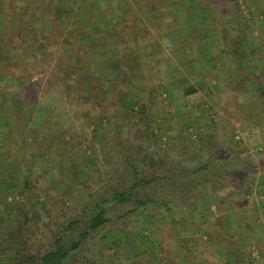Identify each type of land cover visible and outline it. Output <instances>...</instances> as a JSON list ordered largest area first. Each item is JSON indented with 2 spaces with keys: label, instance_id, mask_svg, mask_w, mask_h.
<instances>
[{
  "label": "rangeland",
  "instance_id": "1",
  "mask_svg": "<svg viewBox=\"0 0 264 264\" xmlns=\"http://www.w3.org/2000/svg\"><path fill=\"white\" fill-rule=\"evenodd\" d=\"M173 1L3 2L0 40L11 42L0 55V215L7 209L11 219L0 223V244L8 256L14 240L7 233L20 228L25 251L43 253L68 220L88 216L111 188L132 183L130 162L150 179L208 161L209 168L172 180L176 188L159 181L144 190L160 200L190 190L186 200L169 203L167 216L150 205L110 221L69 264H156L160 253L174 261L178 241L180 258L189 260L194 247L205 262L226 261L230 252L209 244V236L230 234L263 264L264 113L254 105L256 84L243 91L234 83L249 71L264 80V0H202L206 10ZM186 10L187 24L203 25L187 39L176 27ZM181 48L188 59L179 62ZM235 49L246 58L232 57ZM145 120L155 141L136 135ZM144 154L163 164L150 166ZM228 167L236 177L211 174ZM231 206L238 220L228 212L217 226ZM129 208L110 205L106 215Z\"/></svg>",
  "mask_w": 264,
  "mask_h": 264
},
{
  "label": "trees",
  "instance_id": "2",
  "mask_svg": "<svg viewBox=\"0 0 264 264\" xmlns=\"http://www.w3.org/2000/svg\"><path fill=\"white\" fill-rule=\"evenodd\" d=\"M4 1L5 0H0L1 9L5 6V4H3ZM203 1L202 0H187L188 3L185 4L184 6L186 7L188 6L189 9L191 8L193 9L194 7L195 8L199 7L200 10H204V9L206 10L208 6L202 5ZM233 1L235 4H238V0H233ZM58 6H59V10L67 9L65 6H62L61 3ZM92 26H94L96 29V26L98 27L99 25L98 23H93ZM202 26L203 25H200L198 22L196 23V20H195V30H198ZM2 28H3V24H2ZM0 31H1L0 36L1 35L4 36L5 35L4 29H1ZM10 42L11 41L7 37H6V40L3 39V42L0 40V55L2 51L5 50V48L9 45ZM230 55L234 57L235 59H237L238 61H242L246 58L243 51L238 50V49L231 51ZM249 72L251 73L250 77L252 78L241 77L243 79L236 81L234 83V87H236L239 90L241 88L243 89V91H245L248 83H253V84L255 83L256 90L253 93V98H254L253 100L255 102L254 105L255 107L258 108L259 112L262 114L264 113V80L259 75L254 76L253 75L254 73L252 71H249ZM78 88L81 91H83V89H81L82 86L79 83H78ZM86 89H88V87ZM189 90H190V93L194 92L193 89L191 88ZM143 110H144V107L141 106L140 107L141 114H143L144 112ZM143 117L144 115L142 116V118ZM144 122L146 126H144L143 124L144 126L143 129H141L140 124H138L139 127L136 131V135L138 136V138L145 137L147 141L148 140L155 141L157 135L149 129V125L146 122V120ZM93 125L96 126V123H93ZM1 138L2 136L0 135V139ZM146 156L147 155L144 154L142 155L140 159L141 161L149 162L150 166L159 167L160 166L159 164L161 163L163 164V162L161 161V158L154 159V157L151 156V157H148V159H146ZM129 166L132 169V174H133L132 183L124 190H118V189L111 188L109 197L107 199H103L100 202L98 201L95 202L93 209L88 216H83L81 218L73 217L71 220H68L66 224L64 225V227L59 231V234L52 239L50 246H48V248L45 251H43V253L34 254V253H31L29 250L25 251V248H24L25 242L23 241L24 234L22 230L23 228H20V230L18 229V230L11 231L10 233H7L9 241L12 242V240H14V242L12 243L13 249H14L13 254L11 256H8L6 254L7 253L6 250L8 248L3 247L0 244V258H6L8 264H69L73 261L72 258L75 252H77V250H79L83 246L84 242H86L89 239V237H91L92 234L99 232L98 230L110 221H113V220L120 221V220H123V218L128 215L134 216L139 210L146 211L150 205H153V207H157L159 209L161 208L164 209L166 212V216H167L168 212L172 211V208L169 206V203H172V201L181 200V199L186 200L189 195L188 193H190V190L183 192L185 196H183V194H181V196L174 195L176 196V198L168 197L167 199H162V200L156 199L155 197H152L151 195L146 194V191L144 190L147 187L152 188L155 185L159 186V183H158L159 181L161 182L164 181L165 183L169 182V185L171 187L176 188L177 187L176 182L172 180H179L180 179L179 177H183L184 175L188 176L190 174L192 175L201 170H204L205 168H209L210 163L207 161L206 163L199 165L194 170L187 171V172L184 170H180L179 175H176V173L173 172V173H170L168 176L165 175L163 177H152L150 179H146L145 177H143L141 173L139 172V170L136 168L134 163L130 162ZM169 167L173 170V167L171 166ZM228 168H230L229 171L227 170L224 171L221 168H217V170H214V168H211V171H212L211 174L213 176L215 175L216 178H219V177L224 178L227 175H230L232 173L231 175L236 177L235 173L237 172V169L233 170L232 167H228ZM203 182L204 181L200 182V186L203 185ZM240 182L242 184H244L243 182L247 184L245 181V178L244 180ZM127 203L130 204V208L124 214L116 215L112 218L107 217L106 209L108 206L115 205V204L123 205ZM218 203H222V202H218ZM6 210L7 209H5V211H3V213L0 215V223H3V221L7 222L8 220L11 219L9 214H5ZM228 212L233 213V215H235V218L238 220L237 218L238 212H236L233 209V206L227 207L226 209H224V214L221 215V217L217 220L216 222L217 226H219L221 222H223V219L228 214ZM26 220H28L27 217L25 218V221ZM168 221H169V224H167V226L171 227V225H175V224L177 225V223H175L172 220H168ZM81 225L82 227L80 231L78 232V235L75 237L74 232L76 229L80 228ZM191 225L193 226L194 222ZM208 229H209V226H208ZM222 232H225L224 229H222ZM225 234H227V232H225ZM216 238L217 237H215L214 235L209 236V244H211L214 241L213 244H216L217 246H221L220 249L221 248L226 249L227 252H230L228 253L226 261L225 260L223 261V259L222 261L215 259L213 261L205 262L204 260H202L203 258L200 254V251L198 252L194 247L192 248L193 254L190 255L189 260H186L185 257L180 258L179 254L183 253L182 250L185 249V247L184 245H181V244L178 245L179 243L178 241L176 243L177 248L175 249L174 254H175V257L179 259L174 260V261L169 260L168 258H166V256H163V254L160 253V258H158V263L156 264H161V263L162 264H261V263L256 262L258 258L253 257L251 255V250H249L246 253L247 247L240 244V240L236 238L235 234H230L228 237H226V239L221 238L219 241L218 240L215 241ZM142 239L149 242V239L145 235H142ZM1 241L2 240H0V242ZM185 241L187 243L191 242V240L189 239H186ZM145 245L146 243H143L144 247ZM179 246H181V248ZM190 246L191 245H189V247ZM145 250L148 251V248L145 247ZM163 251L164 249L161 252L163 253ZM153 253H154L153 251L149 252L148 255H151ZM245 253H246V257L244 256ZM146 255L147 254H145V256ZM149 262L150 261H148V263Z\"/></svg>",
  "mask_w": 264,
  "mask_h": 264
},
{
  "label": "crops",
  "instance_id": "3",
  "mask_svg": "<svg viewBox=\"0 0 264 264\" xmlns=\"http://www.w3.org/2000/svg\"><path fill=\"white\" fill-rule=\"evenodd\" d=\"M188 2H187V0H181V1H177V0H174L173 2H172V4H173V6L174 5H177V6H180L181 7V5H185V4H187ZM158 4V3H157ZM157 4H155V6L157 5ZM176 6V7H177ZM188 9V8H187ZM177 10H180L179 8L177 9ZM185 17L182 19V21H181V24H179V22H178V24L176 25V27L178 28V29H180V30H185L186 29V34H184V36H182V37H184V38H189L191 35H190V30H195V23L193 22V19L191 20V22H190V24H189V22H188V24H187V19H189L191 16L189 15V12L186 10L185 11ZM82 16H84V15H82ZM185 29H184V28ZM182 28V29H181ZM176 31V30H175ZM173 32V31H172ZM181 32V34H183V33H185L184 31H180ZM170 37H172L173 36V33H169L168 34ZM183 38V39H184ZM177 54L178 55H181L180 56V58H176V61H179V62H181V60H185V59H188L187 57H186V51L183 49V48H181V49H179L178 51H177ZM197 61H195V62H198V60H199V57H197V59H196ZM186 61H188V60H186ZM185 61V62H186ZM193 63V62H192Z\"/></svg>",
  "mask_w": 264,
  "mask_h": 264
}]
</instances>
